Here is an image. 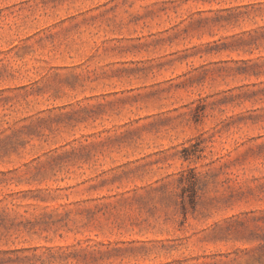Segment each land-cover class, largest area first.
I'll use <instances>...</instances> for the list:
<instances>
[{
  "label": "rangeland",
  "instance_id": "374dc122",
  "mask_svg": "<svg viewBox=\"0 0 264 264\" xmlns=\"http://www.w3.org/2000/svg\"><path fill=\"white\" fill-rule=\"evenodd\" d=\"M0 264H264V0H0Z\"/></svg>",
  "mask_w": 264,
  "mask_h": 264
}]
</instances>
